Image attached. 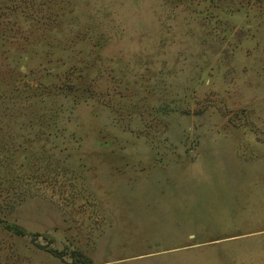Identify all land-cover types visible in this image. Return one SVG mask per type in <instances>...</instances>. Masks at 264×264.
<instances>
[{
	"label": "rangeland",
	"instance_id": "374dc122",
	"mask_svg": "<svg viewBox=\"0 0 264 264\" xmlns=\"http://www.w3.org/2000/svg\"><path fill=\"white\" fill-rule=\"evenodd\" d=\"M0 264H264V0H0Z\"/></svg>",
	"mask_w": 264,
	"mask_h": 264
},
{
	"label": "trees",
	"instance_id": "16d2710c",
	"mask_svg": "<svg viewBox=\"0 0 264 264\" xmlns=\"http://www.w3.org/2000/svg\"><path fill=\"white\" fill-rule=\"evenodd\" d=\"M10 229H12L13 231H18L20 234H23V231L17 230V228H15V227H11Z\"/></svg>",
	"mask_w": 264,
	"mask_h": 264
}]
</instances>
